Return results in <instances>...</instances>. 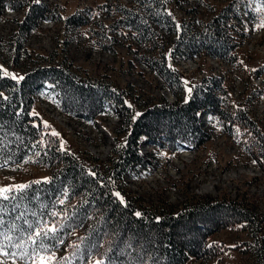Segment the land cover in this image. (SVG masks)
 Masks as SVG:
<instances>
[{
  "label": "trees",
  "instance_id": "16d2710c",
  "mask_svg": "<svg viewBox=\"0 0 264 264\" xmlns=\"http://www.w3.org/2000/svg\"><path fill=\"white\" fill-rule=\"evenodd\" d=\"M163 3L139 0L135 11L121 8L124 18L117 24L136 32L137 42L152 51L158 50L160 37L153 27H161L173 39L169 51L172 59L185 61L206 55L232 65L238 62L235 52L240 40L246 38L240 30L243 18L256 23L260 17L256 6L264 10V0H234L199 30L192 23H180L166 12ZM25 8L28 10L15 34L20 45L43 22L63 23L67 31L89 25L82 13L63 19L57 9L26 0H0V21L5 10L22 12ZM143 61L171 85L182 83L162 54ZM49 85L65 113L87 122L111 106L127 109L124 97L111 84L83 80L64 65L32 70L21 80L3 75L0 68V164L18 167L31 163L52 170L47 180L31 181L23 190L7 194L8 200L0 201L5 230L12 222L26 229L25 220L40 229L55 225L57 231L50 232L45 241L48 251L40 252V256H54L65 244L69 246L62 257L49 264H89L93 258L101 264H188L192 259L221 257L229 248L209 240L220 230L233 229L250 239L236 250L249 255L252 264H264V213L255 214L234 201L205 198L186 203L180 210L160 212L129 199L119 186L127 172L146 168L143 143L166 144L172 152L207 143L210 138L202 130V114L210 120L248 128L245 114L238 111L232 115L224 109L227 90L222 77L205 79L194 87L187 102L181 100V91L175 94L176 103L156 105L131 118L126 142L113 150L115 158L104 168L87 164L62 149L59 139L33 115L36 97ZM116 192L121 193L123 202ZM136 212L142 215L137 217ZM20 213L23 217L16 220ZM192 231L196 235L192 236ZM17 234L10 233L13 240ZM4 251L16 253L3 255L6 259L37 261L31 255L23 258L19 249L6 246ZM27 251L31 254L32 246Z\"/></svg>",
  "mask_w": 264,
  "mask_h": 264
},
{
  "label": "rangeland",
  "instance_id": "374dc122",
  "mask_svg": "<svg viewBox=\"0 0 264 264\" xmlns=\"http://www.w3.org/2000/svg\"><path fill=\"white\" fill-rule=\"evenodd\" d=\"M232 1L163 0V4L166 12L180 23L189 22L202 30L203 23ZM26 2L32 4L35 0ZM39 2L57 9L63 19L82 13L89 19V25L67 31L63 23L43 22L20 45L15 34L18 22L23 20L28 9L22 12L5 10L0 21L2 71L7 70L24 78L28 72L38 68L64 65L83 80L111 84L124 97L127 108L122 110L118 106H111L105 114L87 122L65 113L61 109L59 96L51 90L52 86H47L36 97L33 113L44 125H48L46 128L51 133L59 134L56 137L62 149L87 164L108 167L115 158L113 150L127 140L131 118H137L156 105L176 103L178 96L175 94H181V91V100L187 102L194 87L205 79L222 77L227 90L224 109L232 115L238 111L245 114L248 128L210 120L202 114V130L210 138L207 143L175 152L169 150L166 144L157 146L143 143L141 152L146 168H134L127 172L119 186L129 199L160 212L176 208L180 210L186 203L205 198L219 202L234 201L255 214L264 213V27L260 26L264 21V10L260 6H256V12L260 15L258 22L243 18L244 26L240 30L246 38L240 40L235 52L238 62L232 65L206 55L185 61L170 58L173 39L159 26L153 27L160 36L157 51L138 43L137 33L118 25L117 21L124 18L121 8L135 11L139 0ZM160 54L165 56L167 66L181 80L177 87L143 61ZM75 100L80 101L79 98ZM15 166L0 167V187L44 181L52 173L50 169L31 163ZM191 235L196 233L192 231ZM182 239L184 237L180 241ZM209 241L223 244L229 249L217 259H192L188 264L253 263L249 255H242L236 250L243 243L250 242L244 233L224 229L212 235ZM68 246L65 244L54 256L47 257L50 259L46 258L44 264L62 257ZM0 264L30 263L7 260L0 255ZM89 264H97V259L93 258Z\"/></svg>",
  "mask_w": 264,
  "mask_h": 264
},
{
  "label": "snow or ice",
  "instance_id": "6c2138e0",
  "mask_svg": "<svg viewBox=\"0 0 264 264\" xmlns=\"http://www.w3.org/2000/svg\"><path fill=\"white\" fill-rule=\"evenodd\" d=\"M36 3H39V0H35ZM258 11H260L258 9ZM261 27H264V21H262ZM2 68V66H0ZM3 75L10 76L13 80L17 79H23V77H17L15 74L8 73L7 70H3ZM0 96H3V93H0ZM7 99L6 97H4ZM35 115V113H33ZM47 127L48 125L45 124ZM0 128H2V125H0ZM52 135L58 136V133L53 132ZM3 164H0V167H3ZM27 185H18L13 187H0V201L2 200H8L10 197L7 195L9 193H12L14 191H21L24 188H26ZM117 197H120L119 193H116ZM121 202H123V198L120 197ZM63 203V201H61ZM15 207H19V205H16ZM23 213H20L16 220H19L23 217ZM135 215L137 217L141 216L142 214L139 212H136ZM5 224L6 221L4 219V208L0 206V254L4 256L12 255L15 256V252H6L4 251L5 247H11L14 249H19L21 251V256L23 258H30L31 256H34L36 260L39 262V264H44L45 257L40 256V252H47L48 249L46 247L45 241L48 239L49 233H55L57 231V228L55 225H52L50 228L46 229H40L39 225L36 227H33L32 224H28V221L25 220V224L28 225L26 229L18 228L17 224L15 222H12L10 226L5 230ZM18 233L15 236V240H13L12 235L10 233ZM32 246V253L29 254L27 251L28 246ZM50 259V258H47ZM97 264H101L100 261H97Z\"/></svg>",
  "mask_w": 264,
  "mask_h": 264
}]
</instances>
